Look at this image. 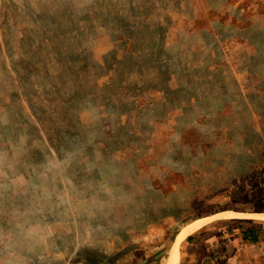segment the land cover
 <instances>
[{"label": "rangeland", "instance_id": "1", "mask_svg": "<svg viewBox=\"0 0 264 264\" xmlns=\"http://www.w3.org/2000/svg\"><path fill=\"white\" fill-rule=\"evenodd\" d=\"M258 214L264 0H0V264H264Z\"/></svg>", "mask_w": 264, "mask_h": 264}, {"label": "crops", "instance_id": "2", "mask_svg": "<svg viewBox=\"0 0 264 264\" xmlns=\"http://www.w3.org/2000/svg\"><path fill=\"white\" fill-rule=\"evenodd\" d=\"M255 227V226H250ZM197 231V230H196ZM194 231V232H196ZM193 232V233H194ZM192 233L188 234L183 240H185L187 245L185 246L182 255L179 256L178 264H241V258L239 250H235L234 243L236 239L241 240L242 242H250L252 244H260L261 241H252L248 240L247 230L242 235L239 234L237 237L224 236L219 237L217 240H213L209 234H196L194 239L189 241V238L192 237ZM182 240V241H183ZM226 241V242H225ZM231 243L232 249L230 254L223 253V249H219L217 246L223 243ZM219 243V244H218ZM224 245V244H223ZM264 257V254H263ZM260 258V257H259Z\"/></svg>", "mask_w": 264, "mask_h": 264}, {"label": "bare ground", "instance_id": "3", "mask_svg": "<svg viewBox=\"0 0 264 264\" xmlns=\"http://www.w3.org/2000/svg\"><path fill=\"white\" fill-rule=\"evenodd\" d=\"M218 214V213H217ZM220 214V213H219ZM229 214V213H228ZM233 214V213H232ZM239 214V213H238ZM223 215V214H222ZM233 215H235V213L233 214ZM256 215V214H255ZM218 216V215H217ZM240 216V215H239ZM216 217V216H215ZM226 217H228V216H226ZM230 217H232V216H230ZM221 218H223V217H221ZM256 218V217H255ZM206 219V218H205ZM208 219V218H207ZM257 219L258 220H264V215L262 214V215H259L258 214V216H257ZM202 220V219H201ZM201 220H198V221H196V222H194L193 224H190L189 226H187V227H185L181 232H180V234L178 235V237H177V242L176 243H178V242H180V241H182L188 234H190V233H193L194 231H196V230H198L199 228H201V226H203L202 224H203V221H201ZM207 221V220H206ZM205 222V221H204ZM166 264H178V255H177V252H176V249L175 248H173L172 250H171V253H170V256H169V258H168V260H167V262H166Z\"/></svg>", "mask_w": 264, "mask_h": 264}]
</instances>
